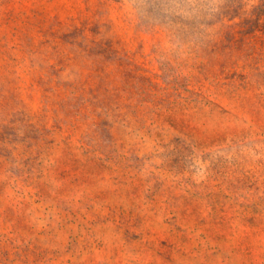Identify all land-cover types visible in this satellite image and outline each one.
<instances>
[{
  "label": "rangeland",
  "instance_id": "rangeland-1",
  "mask_svg": "<svg viewBox=\"0 0 264 264\" xmlns=\"http://www.w3.org/2000/svg\"><path fill=\"white\" fill-rule=\"evenodd\" d=\"M0 264H264V0H0Z\"/></svg>",
  "mask_w": 264,
  "mask_h": 264
}]
</instances>
